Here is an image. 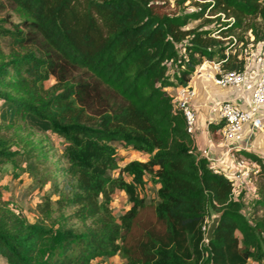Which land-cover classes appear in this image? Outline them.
<instances>
[{
    "label": "trees",
    "instance_id": "obj_1",
    "mask_svg": "<svg viewBox=\"0 0 264 264\" xmlns=\"http://www.w3.org/2000/svg\"><path fill=\"white\" fill-rule=\"evenodd\" d=\"M8 1L21 21L13 29L0 21V38L10 35L16 48L0 61V99L14 112L0 125L13 130L0 135V166L28 153L12 149L24 144L16 130L23 117L39 122L64 140L68 163L55 171L49 197L71 193L77 214L94 225L64 229L50 251L51 229L11 210L0 193V264H93L116 255L123 264H264V216L248 218L229 176L196 153L167 90L187 85L205 60L246 70L245 34L264 40V0H195L192 11L178 8L188 0ZM51 76L56 83L46 88ZM117 142L147 158L121 164ZM242 153L260 163L264 180V159ZM147 177L158 185L156 222L131 249L127 237L144 204L138 187ZM116 189L132 203L120 220L109 212ZM258 192L254 206L264 209V182ZM213 210L222 215L207 241Z\"/></svg>",
    "mask_w": 264,
    "mask_h": 264
},
{
    "label": "rangeland",
    "instance_id": "obj_2",
    "mask_svg": "<svg viewBox=\"0 0 264 264\" xmlns=\"http://www.w3.org/2000/svg\"><path fill=\"white\" fill-rule=\"evenodd\" d=\"M0 21L5 27L14 28L21 21L20 13L14 4L8 0H1ZM176 0H171L175 2ZM195 0H188L181 4L178 8H184L185 11L195 9ZM208 17H214L207 15ZM201 20H196L190 26L197 25ZM260 29H264V21L258 18ZM206 26L215 27V22H206ZM246 38H249L251 44L248 45L246 51L247 65H252L254 70L259 72L264 70V40L252 43L253 35L248 31ZM10 35H3L0 38V61L7 59L12 52L13 43ZM242 43L236 45V49L241 52ZM235 47L233 48L236 51ZM21 52L24 49H19ZM243 52V51H242ZM197 68V67H196ZM56 83V77L51 76L45 81V87L51 88ZM14 112L10 111L5 102L0 99V125H7ZM16 126L17 132L23 135L24 144L19 143L12 149L28 150L22 156H16L15 162H8L0 166V193L3 201L7 202V206L14 212L23 214L29 221H42L46 227L50 228L54 237L55 246L60 243V236L64 229L74 228L78 232H82L90 226H93V218L91 216L78 215L79 205L71 201L72 194L59 195L53 193L49 197V188L51 184L57 181L58 177L55 171L62 166L67 167L68 163L64 157L65 143L62 138L46 129L39 122L29 119L27 115ZM12 134L13 130H0L2 134ZM244 141V140H243ZM254 141V139H253ZM118 154L123 158L121 164L126 163L130 159L140 158L132 148L125 147L121 143H115ZM264 151V150H262ZM118 170L110 172L112 176H117ZM61 176V175H60ZM63 176V175H62ZM61 178V177H60ZM259 184L264 180L259 176ZM146 178L143 185L138 187L144 204L138 209L132 229L127 237V246L131 249L135 247L139 239L143 236L145 230L156 222L155 204L157 202V187ZM51 198V199H48ZM57 200H59L57 202ZM61 200V201H60ZM50 204H48V202ZM255 199L244 204L243 211L246 216L252 220L264 216V209L254 206ZM132 203L129 201L127 193L121 189H116L111 195L109 202V212L117 219L124 215ZM126 258L122 255L112 257H98L93 264H123Z\"/></svg>",
    "mask_w": 264,
    "mask_h": 264
},
{
    "label": "built area",
    "instance_id": "obj_3",
    "mask_svg": "<svg viewBox=\"0 0 264 264\" xmlns=\"http://www.w3.org/2000/svg\"><path fill=\"white\" fill-rule=\"evenodd\" d=\"M210 60H205L197 66L195 71H201L202 66ZM216 69L214 82L218 86L226 87L241 84L246 78V70H223L219 62L211 61ZM248 67V65H247ZM172 102L175 108L180 109L185 118L187 130L193 135L196 125V110L193 100L196 91L189 83L187 85L174 87L170 91ZM264 104V70L259 73L255 83L252 96L246 107H241L240 103L235 100L214 101L212 108L219 111L221 119L225 120V125L219 129L222 144L228 145L231 141H246L245 147L230 145L228 152L234 155V166L226 170V174L233 183V197L240 199L244 204L249 203L252 199L259 196L258 180L260 176V163L246 156L242 151L247 148L251 142V137L257 130L262 129V119L257 116L261 105ZM250 124L249 136L245 137L243 130L245 124ZM209 162L214 161L212 156L208 157ZM214 168V167H213ZM220 171L218 168H214ZM222 172V171H221ZM244 208V206H243ZM244 212V211H243Z\"/></svg>",
    "mask_w": 264,
    "mask_h": 264
},
{
    "label": "crops",
    "instance_id": "obj_4",
    "mask_svg": "<svg viewBox=\"0 0 264 264\" xmlns=\"http://www.w3.org/2000/svg\"><path fill=\"white\" fill-rule=\"evenodd\" d=\"M259 73L258 69L254 70L252 65H248L246 78L243 83L222 87L215 84L214 76L216 69L214 64L208 61L202 66L201 71H195L191 76L189 84L196 91L193 100L197 116L195 132L193 134L195 151L199 156L207 159L209 156L215 158L214 161L210 162V165L220 169L225 174L228 168L234 166V155L228 152L229 146L239 144L245 147L246 141H230L228 145L220 142V128H214L213 126L221 120V116L219 111L212 108V103L214 101L235 99L240 103L241 107H246L252 96L254 83ZM173 88L170 87L167 90L170 92ZM257 116L262 119V129L255 132L251 137L249 146L244 148V150L261 156L264 159V151H262L264 150V104L260 106ZM249 129L250 124L246 123L243 130L245 137L249 136ZM133 151L140 156L138 159L145 160L147 158L146 154L136 150ZM252 264H258V262L253 261Z\"/></svg>",
    "mask_w": 264,
    "mask_h": 264
},
{
    "label": "water",
    "instance_id": "obj_5",
    "mask_svg": "<svg viewBox=\"0 0 264 264\" xmlns=\"http://www.w3.org/2000/svg\"><path fill=\"white\" fill-rule=\"evenodd\" d=\"M221 215H222V212H218L215 210L212 211L211 220L207 225L206 234H205L207 241L211 240L214 231L218 227Z\"/></svg>",
    "mask_w": 264,
    "mask_h": 264
}]
</instances>
